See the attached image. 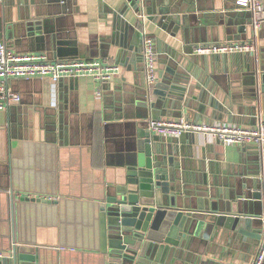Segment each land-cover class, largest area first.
I'll use <instances>...</instances> for the list:
<instances>
[{"label": "crops", "instance_id": "1", "mask_svg": "<svg viewBox=\"0 0 264 264\" xmlns=\"http://www.w3.org/2000/svg\"><path fill=\"white\" fill-rule=\"evenodd\" d=\"M145 1L146 16L136 14L131 6L124 16L144 39H153L157 66L158 58L175 48L199 60L203 69L207 64V76L216 81L221 96L224 91L236 94L248 87L242 83L244 78L249 81L246 57L264 54V45L259 42L264 41V18L252 37L222 40L218 18L252 19L251 11L238 6L236 0ZM157 2L174 12L178 20L158 25ZM124 3L127 0H0V40L16 50L46 53L50 58H101L121 65L111 80L102 82L87 75L65 77L57 83L48 76L7 80V85L21 95L19 102L11 101L0 109L11 168L10 186L6 182L0 186V250L8 256L13 243H28L39 248L42 264H109L99 249L100 198L130 160L126 149L133 142L127 134L131 123L146 117L144 101L152 96L145 85V61L140 72L135 71V63L117 61L116 23L121 19L117 11ZM233 29L236 31V26ZM31 30L36 31L35 38L21 36ZM238 40L253 41L255 46L248 52L229 54L194 51L198 43ZM242 112L237 114L236 107L233 115L224 114L220 119L204 116L191 120H232L246 127L257 123L249 109ZM257 116L264 119V110ZM195 138L197 151L187 158L193 169L203 166L216 177L227 176L226 170L244 161L246 166H255L247 167L248 174L264 176V153L259 145L218 143L216 137L204 133ZM259 152L263 154L260 174L256 167ZM11 189L19 194L13 207ZM27 195L43 199H21ZM48 196L53 199L44 200ZM226 233L211 236L209 246L188 252V261L180 263L251 264L261 248L259 240L244 241L234 231ZM4 262L0 260V264Z\"/></svg>", "mask_w": 264, "mask_h": 264}, {"label": "water", "instance_id": "2", "mask_svg": "<svg viewBox=\"0 0 264 264\" xmlns=\"http://www.w3.org/2000/svg\"><path fill=\"white\" fill-rule=\"evenodd\" d=\"M147 5L145 0H127L117 11L121 18L116 23L117 61L135 63L136 72L141 71L144 61V38L135 24L125 19L124 12L132 7L144 17L148 14ZM156 6L158 25L178 20L174 12L164 10L161 2ZM250 11V21L237 16L218 18L219 39L252 37L255 15ZM182 19L185 23V15ZM179 26L174 25L176 29ZM35 35L36 31L31 30L21 36L31 39ZM259 42L264 45V41ZM253 59L246 57L249 81L244 78L242 83L248 87L236 94L223 90L221 96L216 81L207 76V64L204 70L199 60L188 58L175 48L158 58L157 79L149 90L152 96L144 101L147 115L131 123L127 134L133 142L126 149L130 160L100 198L99 249L109 264L186 263L188 252L209 246L211 236L218 238L227 234L226 230L234 231L244 241L259 240L258 245L264 247V176L258 178L247 172V167L255 166H246L241 161L232 166L233 170H226L227 176L217 177L203 166L193 169L187 158L197 151V132L166 136L149 128L152 118L220 119L224 114L233 115L236 107L237 114L243 113V108L249 109L258 121V112L264 110V54H256ZM153 96H156L154 100ZM217 141L221 143L218 138ZM8 147L7 129L0 125V186L3 182L10 186ZM261 153L256 163L258 174L262 169ZM18 195L11 189L12 207ZM24 198L43 199L31 195L21 197ZM0 260L4 264H42L43 261L39 248L28 243H13L11 254Z\"/></svg>", "mask_w": 264, "mask_h": 264}, {"label": "built area", "instance_id": "3", "mask_svg": "<svg viewBox=\"0 0 264 264\" xmlns=\"http://www.w3.org/2000/svg\"><path fill=\"white\" fill-rule=\"evenodd\" d=\"M236 4L254 12V30L256 31L264 18L263 0H236ZM145 85L151 90L157 79V51L150 37L144 39ZM255 46L253 41H207L198 43L194 51L198 54H229L248 52ZM121 65L101 58H50L41 52H20L11 44L0 40V109L11 101L19 102L21 95L13 91L7 80L13 77L48 76L53 83L65 77L87 75L95 81H109L119 72ZM149 128L160 135H179L183 132L211 134L223 143L247 144L260 146L264 153V119L255 125L242 126L232 122L191 121L183 118L161 117L150 119ZM264 168V165H263ZM264 171V170H263ZM46 199H53L52 196ZM0 250V259L7 257ZM251 264H264V247H261Z\"/></svg>", "mask_w": 264, "mask_h": 264}]
</instances>
